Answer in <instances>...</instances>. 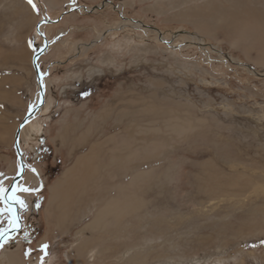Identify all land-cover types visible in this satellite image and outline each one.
Listing matches in <instances>:
<instances>
[{
  "label": "rangeland",
  "instance_id": "374dc122",
  "mask_svg": "<svg viewBox=\"0 0 264 264\" xmlns=\"http://www.w3.org/2000/svg\"><path fill=\"white\" fill-rule=\"evenodd\" d=\"M33 4L0 0V186L13 184L20 158L15 185L33 190L17 193L27 205L21 218L39 228L33 242L10 245L24 263L264 264V0ZM36 72L43 104L26 120L41 102ZM169 116L189 130L148 143L150 121ZM62 122L104 150L99 174L111 148L135 157L111 185L96 179L72 191L71 220L56 230L44 210L51 183L70 165L49 150ZM129 182L118 217L83 231L116 197L115 185Z\"/></svg>",
  "mask_w": 264,
  "mask_h": 264
},
{
  "label": "bare ground",
  "instance_id": "6f19581e",
  "mask_svg": "<svg viewBox=\"0 0 264 264\" xmlns=\"http://www.w3.org/2000/svg\"><path fill=\"white\" fill-rule=\"evenodd\" d=\"M92 10L93 9H91L89 11H92ZM37 33L39 35H41L40 32H39V28H38ZM213 49H215V48H213ZM18 60H19V58H18ZM260 61H262V60H260ZM37 75H38V83L40 85V90H39V94H40V91L42 92V85H41L42 84L41 83V78L42 77L39 74H37ZM42 95H43V93L40 95L41 101L44 99V96L42 98ZM42 104H43V102H42ZM44 108H45V106H44ZM38 110L39 109H37L35 111V113L30 116V118L33 117L37 113ZM149 110L150 111H148V112H151L152 114H156L155 111H157V110H155V109H149ZM30 112H32V111H30ZM27 118H29V117H27ZM153 120L150 121V123L148 124V127L143 132V135L145 137H147L148 143H149V141H152V140H154L156 138H157V140L163 139L164 141L166 139H168V138L171 139V135L183 134V133L187 132L189 130V128H190V126L186 123V120L179 119L177 116H173V117L169 116L167 119H165L164 122H162L160 124H158L156 122V120H154V121ZM143 128H145V127H143ZM2 129H3V132H2L1 135L6 134V132L10 128L9 127H7V128L4 127ZM0 131H1V129H0ZM20 131H19L18 137L20 135ZM124 132H129V128L125 129ZM25 133H27L26 130H25ZM15 136H16V134H15ZM136 137H138V136H136ZM114 139H115L114 135L110 136V140H114ZM0 140L4 141L3 137H0ZM139 140H140V138H139ZM18 141H19V138H18ZM126 141H127L126 143H128V140H126ZM14 142H15V137H14ZM135 142H134V144H135ZM112 143H114V142H112ZM129 143H128V145H129ZM142 144H145V143L143 142ZM128 145H126V146H128ZM153 145L154 144H150V146H153ZM162 145H163V143H162ZM166 146H167V144H166ZM141 147H143V146H141ZM169 148H170V145H169ZM103 151L100 150V146L99 145H97V144L93 145L90 148V150L85 155H82V156H80L77 159V161L74 163V165L71 168L65 170V172L62 174V176L57 180V182L52 187H49L51 196L49 198V201H48L47 205H48L49 208L51 206H53L52 207L53 208V212L52 213H53V217H55V219H56V224H55L56 228H59L61 225L66 224L69 220H71L70 218H69V220H67L68 212H66V211L68 210V208H67L68 195H70V193H72V191L73 192L77 191L78 188L80 187V189H82V191L85 192L88 188H92L91 186H94V184H91V182L95 181L96 179H100V183H102L103 185L107 184V182L111 185V183L113 182L111 180H112V178L114 176H117L118 174H121V173L122 174H126L127 172H129V170H130V160L133 159L132 156H134V154L132 155V153H130V149L129 148L126 149V148L123 147L120 150V152H117V151L115 152V150L112 151V148L110 149L111 155L109 156V159L107 161H105V165H102V168H101L102 169L101 170L102 174H99L97 165L101 161L99 162L97 157L99 156L100 153L102 154ZM164 154H159V155L163 156ZM137 155H138V153H137ZM102 161H104V160H102ZM132 167H134V166H132ZM112 175H114V176H112ZM138 177H139V175L136 176L133 179V181L135 182L136 180H138ZM104 182H106V183L104 184ZM115 183L116 182H114V184ZM129 184H130V182L127 183V184H116L115 185L117 187L116 193H115L116 197L114 199H112L113 201L111 200L110 202H108L104 208L99 209V212L97 213V215L93 219V221L89 222L87 225H85L82 228V230L83 231H86V230H94L95 231V230L103 229L105 227L106 223H107V219H108L109 216H113L114 215L115 217H118V215L120 214V208H119L120 204L121 203L128 204V202H129L126 198H122V196L125 195L124 193L127 191V188L129 186ZM126 207H127V205H126ZM40 242H43L42 239L40 240ZM79 248H81V247H79ZM18 250L19 249H17V247H15V248L12 247L10 249V251L7 252L8 255L5 254L4 257H6L7 259L10 260L9 264H26V263H24V261L22 260L20 255H18ZM33 259L34 260L30 259L28 264H38L35 261L36 258H33Z\"/></svg>",
  "mask_w": 264,
  "mask_h": 264
},
{
  "label": "crops",
  "instance_id": "0c3cea01",
  "mask_svg": "<svg viewBox=\"0 0 264 264\" xmlns=\"http://www.w3.org/2000/svg\"><path fill=\"white\" fill-rule=\"evenodd\" d=\"M58 126H59V128L56 130L57 132H56L54 138L51 140L52 145H49L50 149L49 148L48 149L50 150L51 154L53 153L54 156H56V154H58L61 157V160H62L61 162H65V163L70 164L69 166H67L64 169V171H65V170H67V168H69L74 163L75 158H77L83 154L84 155L86 154L88 149H90V147L93 146L92 145L93 141L92 142L90 141L91 137L88 138L89 134H87L85 132L79 133V134H77V136H75L76 135L75 133H77L78 128L73 124L62 122ZM78 140H80V143H77ZM43 142H44V139H42V143ZM90 143H91V145H90ZM72 147H73V149H71ZM44 153H47V152H43L42 156L46 155ZM64 171H62V173ZM62 173L55 178V180L51 183L50 187H52L54 185V183L57 182V180L60 178ZM71 195L73 196L74 194L70 193L68 203H71L73 201V199L70 198ZM50 196H51V194L48 191L47 199H46V206H45V210H44L45 219H46L45 221L48 223L47 225H51L54 229L58 230L61 228L55 227L56 219H55V217H53V213H52L53 212V208H52L53 206H51L50 208L47 207ZM78 202H79V200L77 199V206H78ZM70 210H71V208H70ZM68 225L72 226L73 224L71 222ZM4 256H5L4 254L0 255V264H7V263L9 264L10 260Z\"/></svg>",
  "mask_w": 264,
  "mask_h": 264
},
{
  "label": "snow or ice",
  "instance_id": "6c2138e0",
  "mask_svg": "<svg viewBox=\"0 0 264 264\" xmlns=\"http://www.w3.org/2000/svg\"><path fill=\"white\" fill-rule=\"evenodd\" d=\"M29 5L32 6L33 10H36L35 4H33V0H27ZM33 190L13 185L11 191L8 189H5L4 187L0 186V204H3L4 207L0 208V215H3L4 213H7V221H8V227L7 228H0V236H4L6 232L8 231H14L19 228V217L16 214V209L13 207V205H19L20 209L23 210L27 207V205L24 203L22 199L17 195L18 192H31ZM38 206V205H37ZM47 248V245L42 246V251Z\"/></svg>",
  "mask_w": 264,
  "mask_h": 264
},
{
  "label": "flooded vegetation",
  "instance_id": "af4514ba",
  "mask_svg": "<svg viewBox=\"0 0 264 264\" xmlns=\"http://www.w3.org/2000/svg\"><path fill=\"white\" fill-rule=\"evenodd\" d=\"M9 188H10V186L8 188H6V189L11 191L12 188H10V189ZM2 207H4L3 204L1 206V208ZM16 214L19 216L18 223H19L20 226H19V228L17 230L8 231V232H12V233H10L9 236L6 239H4L3 241L0 242V246L8 245V247L12 248V246H10V245L13 244L16 239H20V241H22L25 244L29 243L30 241L33 242L35 240L34 234L35 233L39 234L38 226H28L27 225L26 227H24L23 220H22L21 214H20L19 205H16ZM23 252H24V255H28V253H29L28 250H24Z\"/></svg>",
  "mask_w": 264,
  "mask_h": 264
},
{
  "label": "water",
  "instance_id": "95a60500",
  "mask_svg": "<svg viewBox=\"0 0 264 264\" xmlns=\"http://www.w3.org/2000/svg\"><path fill=\"white\" fill-rule=\"evenodd\" d=\"M35 59H36V57H35L34 60H33V64L35 63ZM39 90H40V85H39ZM41 94H42V92L40 91V95H41ZM42 98H43V95H42ZM42 102H43V100L41 101V103H38V104H37V106L35 107V109L32 110V112H30V113H28V114L26 115L25 119H28L27 117L30 118V116L33 115L37 109H39V107L41 106ZM23 124H24V123H21L20 127H21ZM20 127H19V129L17 130V132H16L15 142H14V144H15V149H16V152H17V156H18V157H20V152H19V149H18V134H19V131H20ZM19 163H20V166H21V168H20L21 171H20V174L14 179L13 183H15V182L17 181V179L23 174V171H24V165H23V162H22V160H21L20 158H19ZM11 187H12V186H10V188H11ZM10 188H9V189H10ZM10 233H12V232H7L4 236H2V237L0 238V242L3 241L4 239H6V238L9 236Z\"/></svg>",
  "mask_w": 264,
  "mask_h": 264
}]
</instances>
